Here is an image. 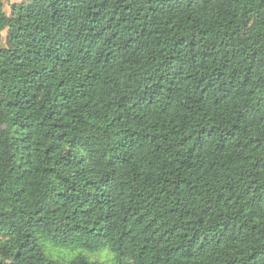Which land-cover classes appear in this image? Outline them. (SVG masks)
I'll return each instance as SVG.
<instances>
[{"label":"trees","instance_id":"16d2710c","mask_svg":"<svg viewBox=\"0 0 264 264\" xmlns=\"http://www.w3.org/2000/svg\"><path fill=\"white\" fill-rule=\"evenodd\" d=\"M5 26L8 264H264V0H0Z\"/></svg>","mask_w":264,"mask_h":264},{"label":"rangeland","instance_id":"374dc122","mask_svg":"<svg viewBox=\"0 0 264 264\" xmlns=\"http://www.w3.org/2000/svg\"><path fill=\"white\" fill-rule=\"evenodd\" d=\"M10 1L13 2V1H21V0H10ZM6 10H8L7 3H6ZM46 244H47V252L52 258H60L65 260L72 257L75 253H77V252H69L68 250H65L63 248L53 247L49 245V242H46ZM84 254L87 255L89 260H95L98 258L107 259V257L109 256L112 257L111 253H109L107 249H101L93 253L84 252Z\"/></svg>","mask_w":264,"mask_h":264},{"label":"clouds","instance_id":"9594fccd","mask_svg":"<svg viewBox=\"0 0 264 264\" xmlns=\"http://www.w3.org/2000/svg\"><path fill=\"white\" fill-rule=\"evenodd\" d=\"M253 23H254V21L252 19H250L248 21L249 25H252ZM6 28H7V26H5L4 28H0V37L4 36L6 34ZM0 46L6 47V48L9 47V45L4 43L2 40H0ZM9 259L10 258H6V257H3V256H0V261H3V264H8V260Z\"/></svg>","mask_w":264,"mask_h":264},{"label":"snow or ice","instance_id":"6c2138e0","mask_svg":"<svg viewBox=\"0 0 264 264\" xmlns=\"http://www.w3.org/2000/svg\"><path fill=\"white\" fill-rule=\"evenodd\" d=\"M50 239H51V243L53 246H55L57 243L60 242L58 237L55 234H53Z\"/></svg>","mask_w":264,"mask_h":264}]
</instances>
